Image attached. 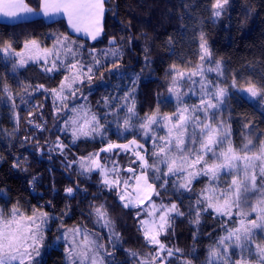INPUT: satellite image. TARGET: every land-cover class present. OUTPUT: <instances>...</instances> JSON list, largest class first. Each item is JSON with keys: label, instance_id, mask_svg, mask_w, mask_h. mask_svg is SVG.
Here are the masks:
<instances>
[{"label": "trees", "instance_id": "1", "mask_svg": "<svg viewBox=\"0 0 264 264\" xmlns=\"http://www.w3.org/2000/svg\"><path fill=\"white\" fill-rule=\"evenodd\" d=\"M27 2L39 9L40 0ZM212 3L213 0H107L103 32L96 41L73 35L65 19L47 22L43 18L0 22V41H11L13 48L20 51L24 42L33 38L43 46H50L57 37L68 36L76 44H83L85 49L96 48L99 54L100 50H107L109 40L115 38L122 54V58L116 60L117 66L112 64L113 57L103 59L93 68L94 78L79 85L76 98L66 102L69 108L78 104L89 106L104 125V143L100 136L73 143L70 134L63 133V138L80 158L99 152L107 141L125 143L136 138L151 149L141 129L126 131L117 126V118L123 120L125 111L120 108L118 117L113 116L105 107V98L109 104L119 106L123 103L119 98L132 87V80L138 76L134 96L139 116L143 118L153 113L157 106L160 114H173L177 102L167 91L170 66L176 64L180 71H191L198 63L199 34L203 32L213 59L222 61L225 68L222 86L227 88L228 102L224 104L222 118L231 123L233 142L239 146L245 122L252 123L258 139L264 133V92L249 99L243 91L249 80L258 87L264 86V0H229L224 14L215 18L211 14ZM13 62L0 53V205L10 209L18 206L26 214H31L33 209L49 213L44 243L36 258L40 264H67L63 235L75 227L86 228L98 236L113 253L107 257L111 264H137L138 258L131 256L129 250L141 256L152 251L139 230L137 213L142 209L124 208L115 189L108 191L102 184H93L91 174L71 171L41 152L61 134L64 119L72 114L68 109L54 110L51 94L44 91V88L58 87L66 73L64 70L46 72L41 63L13 70ZM83 62L92 63L87 52ZM233 75L237 81L235 87L230 86ZM5 86L8 92L4 91ZM37 124L43 130L37 128ZM14 164L18 166L13 167ZM171 179L166 189H161L157 182L161 194L153 198L158 205L161 201L164 204L175 202L185 213L176 219L168 235L160 237L168 248L181 249L174 251L175 256L166 258L167 264H185V261L206 264L209 247L226 234L221 220L231 228L238 217L234 215L229 220L209 210L201 214L199 225L192 223L189 205L194 206L205 178L194 180L191 192L176 191ZM68 187L74 189L72 195L66 193ZM100 204L105 205L115 231L120 234L115 249L105 228L90 215L93 207ZM144 216L140 213L139 218L144 219ZM53 245L55 247L49 249ZM156 264H160V260Z\"/></svg>", "mask_w": 264, "mask_h": 264}, {"label": "snow or ice", "instance_id": "2", "mask_svg": "<svg viewBox=\"0 0 264 264\" xmlns=\"http://www.w3.org/2000/svg\"><path fill=\"white\" fill-rule=\"evenodd\" d=\"M105 5L106 0H40L39 10L44 16L65 14L74 32L96 41L103 32ZM227 5L229 0H213L212 17H221ZM35 11L27 0H0V15L6 18L20 19ZM109 45L107 50H100L97 54L96 48L85 49L83 44H76L68 36L57 37L51 48L41 47L33 38L24 42L27 57L22 52H17L11 41H0V53L8 58L13 55L19 57L13 62V70L17 64L24 67L28 60L41 59L49 65L45 68L46 72L63 69L66 74L58 87L44 88L52 96L54 110L59 112L68 109L72 113L64 119L63 130L71 132L73 143L81 138L95 139L97 135L104 143L101 117L85 104L69 108L66 101L69 98L75 99L80 91L79 85L94 78L93 68L100 65L103 59L111 56L113 66H117L116 60L122 58V54L115 38L109 40ZM85 52L91 57L92 63L83 62ZM49 56L52 57L50 62ZM197 57L198 63L187 75L178 70L176 64L170 66L167 91L175 95L177 102V109L171 115L160 114L157 106L153 113L143 118L139 116L134 96L138 76L132 80V87L119 98L123 101L122 104H109L108 98H105V107L110 109L113 116L118 117L120 108L125 111L122 121L117 118L118 127H123L126 131L139 128L144 138L151 139V162L146 158L147 149L135 138L125 144L107 141L99 152L80 157V174L97 172L100 183L108 191L116 190L124 208H140L146 200L151 201V210L147 213L150 219H140V213H137V219L145 244L152 251L141 256L140 253L129 250L131 256L138 258L137 264H156L157 260L167 264V257H172L174 251H181L179 248H168L160 237L168 235L176 219L185 213L180 211L175 202L164 204L161 201L157 205L152 201L153 194H161L157 190V182L161 189H166L170 183L169 178H172L171 183L176 191L183 189L191 192L193 181L201 177L205 178V185L197 194L194 206L190 203L188 209L191 222L199 225L201 214L208 213L209 210L216 216L227 217L229 220L234 215L239 217L231 228L221 220L226 234L209 247L206 264H264V133L257 139L252 123L245 122L244 130L240 133L241 143L239 146L234 144L231 123L222 118L221 106L227 96V88L222 86L225 68L222 61L213 59L212 49L203 32L199 34ZM208 73H215L217 79H210ZM194 77H199V80L193 79ZM185 83L198 84V103L189 105L184 101L183 95L187 93L182 94L181 89ZM236 84L233 75L230 86L235 87ZM37 87L43 88V85ZM244 90L256 97L264 92V86L258 87L249 80ZM4 91H9L7 86ZM187 91L197 94L192 87H188ZM8 98H12L11 94ZM16 118L18 120V114ZM36 127L41 128L38 124ZM157 129H166V134L158 136ZM64 147L66 145L59 142L53 145L56 149ZM113 149H120L135 157L130 163L139 161L137 168L129 166L124 169L129 176H120L121 168L114 158H109L111 166L101 162L100 152L111 153ZM128 189L132 191L129 192ZM65 191L69 195L74 193L72 187ZM90 215L95 216L98 225L109 229L108 239L115 249L120 234L115 231L114 222L105 205L93 207ZM48 221L49 213L39 209H33L31 214L22 212L18 206H13L7 214L0 209V264H40L36 258L40 256L39 248ZM69 231L71 239L68 232L63 235V239L68 242L66 255L69 264H111L107 257L112 256V251L95 234L86 228H72ZM77 237L80 239L77 240ZM185 264L192 262L185 261Z\"/></svg>", "mask_w": 264, "mask_h": 264}, {"label": "rangeland", "instance_id": "3", "mask_svg": "<svg viewBox=\"0 0 264 264\" xmlns=\"http://www.w3.org/2000/svg\"><path fill=\"white\" fill-rule=\"evenodd\" d=\"M107 1V0H106ZM32 7V6H31ZM106 7V6H105ZM33 8V7H32ZM34 9V8H33ZM35 13L33 14H28V15H25V16H22L20 19H10V18H6V17H3L2 15H0V22H3V23H17V22H22V21H29V20H34V19H39V18H43L44 20H46L47 22H54L55 20H58V19H65V21L67 22L68 24V19H67V16L63 13H59V14H54V15H50V16H44L39 9H35ZM104 17H105V14H104ZM104 17H103V21H102V26H103V22H104ZM68 27H69V30L71 31V33L73 35H76V36H79V37H82V38H85V39H88L90 40L89 38L87 37H84L83 34L80 35V33H76L72 30V28L69 26L68 24ZM101 36V35H100ZM100 36L98 37V39L100 38ZM92 41V40H90ZM38 43L41 45V47H47V48H51L52 45L50 46H43V44L41 42L38 41ZM17 52H22L24 54L25 57L28 56V53L24 50V46L23 48L20 50V51H17ZM11 60H18L19 57H16V56H12L10 58ZM52 57L49 56L48 57V60L49 62L51 61ZM41 63L43 65L44 68L48 67L49 65L45 64L43 59L41 60H38V61H32V60H28L27 61V64H39ZM98 66V65H96ZM20 67L18 64H17V68ZM63 70V69H61ZM54 72H57L56 70H53L52 72L50 73H54ZM187 75V73H186ZM208 76L210 79H217L216 77V74L215 73H208ZM193 79L195 80H199V77H194ZM188 87H192L193 88V91L197 92L196 95H194L192 92H188L187 89ZM198 84L197 85H191L190 83H185L184 84V87L181 89L182 91V94L183 93H187V94H184L183 95V99L185 102H187L189 105L191 104H195V103H198V99H199V95H198ZM245 92V94L249 97V99H252L254 97L250 96L249 93H247L245 90H243ZM174 96V99H176L175 95L173 94ZM69 99H72V98H69ZM67 102V101H66ZM228 102V97L226 96L225 98V102L224 104L226 103L227 104ZM222 105V109H225V105ZM57 105H59V102H57ZM176 109H177V103H176ZM72 115V114H71ZM171 115V114H170ZM224 120H226L224 118ZM122 121V120H121ZM227 121V120H226ZM155 127V126H154ZM64 129V123H63V128H62V131H61V134L59 136L56 137V139L53 141L52 145L47 149V150H41L42 153L46 154V155H49L50 157L54 158L58 163L64 165L65 167H67L68 169H70L71 171L72 170H80L79 168V164H80V158L74 153V151L72 150L71 146L69 145V143L66 142V140L63 138V133H67L71 140H72V137H71V132L70 131H66V130H63ZM166 134V129H157V135H165ZM99 136V135H97ZM258 139V136L256 137ZM81 139H84V138H81ZM136 139V138H135ZM137 140V139H136ZM149 140V143H150V146H151V149L150 147H148L147 145L139 142L138 140V143L140 144H143L144 145V148L147 149V152L148 154L151 153L152 151V142H151V139H148ZM62 143L63 145H66V147L62 148V149H56V148H53V145H55L56 143ZM129 142V141H128ZM128 142H125V143H128ZM125 143H117V144H125ZM52 148V151H49V149ZM61 152H63V154H61ZM118 153V155H117ZM107 156L106 160H105V156ZM104 156V157H103ZM112 157L114 158L115 160L118 161L119 165H120V168H121V171H120V176L123 178V177H126V176H129L130 174L125 172L124 169H126L125 167H122L121 165H127L128 167L131 166L133 168H137V164L139 163V161H137V163H130V160H135L136 158L135 157H132L130 153H124L122 150L120 149H113V151L111 153H104V152H100V160L102 163H107L109 164V166H111V160L109 159V157ZM103 157V158H102ZM148 158V157H146ZM105 160V161H104ZM123 173V174H122ZM90 182L93 183V184H96V185H101L100 183V176L98 175L97 172H92L91 175H90ZM93 179V180H92ZM116 191V190H115ZM120 191L122 192L123 191V188L120 189ZM129 192H131L132 190L131 189H128ZM117 193V192H116ZM155 197V195L153 194L152 195V201H153V198ZM119 198V197H118ZM120 201V200H119ZM121 202V201H120ZM150 203L151 201H145L144 204L140 207L142 210L139 212V213H143L145 216H144V219H150V217L148 216V211H150ZM122 204V202H121ZM149 205L146 206V205ZM158 205V204H157ZM0 209H3L5 214L8 213V211L10 210V208H7L6 206H2L0 205ZM129 209H132V207H129ZM134 209H138V208H134ZM254 215V214H253ZM239 219V217H238ZM48 228V224L45 226V230H44V235H45V231L46 229ZM75 228H81V227H75ZM72 229V228H71ZM82 229V228H81ZM70 230V229H69ZM67 231L68 232V235H69V239H71V232L70 231ZM106 232L108 233L109 235V229L105 228ZM97 236V235H96ZM98 237V236H97ZM80 237H77V240H79ZM44 243V239L42 241V245ZM42 245L40 246V248L42 247ZM65 254H66V249H67V246H68V242L66 241V245H65ZM53 247H55L54 245L53 246H50L49 249H52ZM39 248V250H40ZM162 256H165L164 253L161 254ZM173 256H175V253H173ZM172 256V257H173ZM167 258H170V257H167ZM66 263L69 264V261H68V258H67V255H66ZM160 264H162V261L160 260Z\"/></svg>", "mask_w": 264, "mask_h": 264}, {"label": "crops", "instance_id": "4", "mask_svg": "<svg viewBox=\"0 0 264 264\" xmlns=\"http://www.w3.org/2000/svg\"><path fill=\"white\" fill-rule=\"evenodd\" d=\"M60 19H61V18H60ZM63 19H64V18H63ZM80 35H81V34H80ZM84 37H85V36H84ZM104 156H105V160H106L107 156H106V155H104ZM104 156H103V157H104ZM103 157H102V158H103ZM108 157H109V158H112V157H110V156H108ZM105 160H104V161H105ZM110 160H111V159H110ZM121 166H122V167H125V168L128 167L127 165H121ZM122 174H123V173H122ZM92 180H93V179H92ZM91 182H92V181H91Z\"/></svg>", "mask_w": 264, "mask_h": 264}]
</instances>
